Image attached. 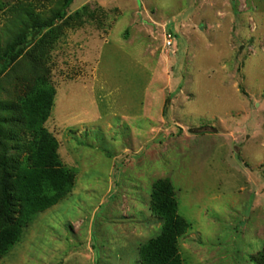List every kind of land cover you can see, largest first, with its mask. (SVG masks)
Wrapping results in <instances>:
<instances>
[{
  "label": "rangeland",
  "instance_id": "rangeland-1",
  "mask_svg": "<svg viewBox=\"0 0 264 264\" xmlns=\"http://www.w3.org/2000/svg\"><path fill=\"white\" fill-rule=\"evenodd\" d=\"M63 3L0 0V49ZM67 12L1 75L0 103L49 79L45 126L73 189L0 264H140L163 227L161 179L191 225L183 264H264V0H73Z\"/></svg>",
  "mask_w": 264,
  "mask_h": 264
},
{
  "label": "trees",
  "instance_id": "trees-1",
  "mask_svg": "<svg viewBox=\"0 0 264 264\" xmlns=\"http://www.w3.org/2000/svg\"><path fill=\"white\" fill-rule=\"evenodd\" d=\"M72 3L73 0H64L51 20H34L36 27L29 38L20 36L0 49V77L46 29L67 17ZM19 19L22 23L31 20V10L25 8ZM55 94L49 79L41 75L16 103H0V257L20 241L33 215L56 205L73 189L75 173L62 163L59 142L45 126ZM21 138H25L24 142ZM21 149L22 157L11 152ZM151 209L163 221V227L159 236L141 245L140 264H183L179 239L191 225L178 213L169 179L154 183Z\"/></svg>",
  "mask_w": 264,
  "mask_h": 264
},
{
  "label": "built area",
  "instance_id": "built-area-1",
  "mask_svg": "<svg viewBox=\"0 0 264 264\" xmlns=\"http://www.w3.org/2000/svg\"><path fill=\"white\" fill-rule=\"evenodd\" d=\"M164 42L166 48L176 50L175 36L172 32L165 33Z\"/></svg>",
  "mask_w": 264,
  "mask_h": 264
}]
</instances>
